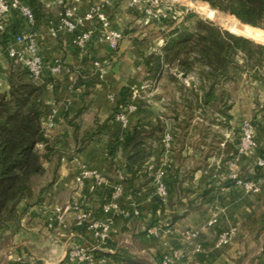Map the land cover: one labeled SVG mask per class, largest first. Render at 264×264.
I'll return each instance as SVG.
<instances>
[{"label":"crops","instance_id":"1","mask_svg":"<svg viewBox=\"0 0 264 264\" xmlns=\"http://www.w3.org/2000/svg\"><path fill=\"white\" fill-rule=\"evenodd\" d=\"M23 1L35 9L36 23L29 27L16 16H10L6 21V37L0 43L3 90L8 89L4 72L9 60L7 45L16 34L31 33L45 73H49L57 61L70 69L68 73L50 75L46 79L48 95L44 99L46 111L42 124L50 146L57 152L70 153L82 140L90 141H85L86 146L70 159L62 157L57 162V156L54 155L44 163L46 172L41 182L50 184L45 193L46 198L29 206L19 204L21 226L18 230L0 227V264H58L69 243L85 245L90 240L86 228L76 223V212L68 209L74 193L77 166H87L102 172L109 146H114V155L121 158L118 142L126 130L134 125L153 129L156 118L165 110L161 100H147V105L128 112L127 128L122 126L115 114L121 89L130 85L132 78L142 82V87L135 91H143L142 65L161 44L159 40L155 43L142 39L139 35L143 32L144 24L140 22L139 16L132 17L129 13L131 10L120 3L108 11L111 26L123 33L117 50L112 51L98 37L97 27L92 40L82 49L71 43L74 33L57 37L50 34V23L56 20L62 9L57 0ZM86 7L87 0H82L81 10ZM161 40L160 37V43ZM86 55L100 60L102 65H106V71L102 73L100 83L84 99L83 88L76 86V81L82 68V58ZM263 99L264 91L259 89H237L231 108L227 111L230 115L228 119L214 112L207 121L196 116L187 135L176 128L177 138L174 140L185 141H175L173 150L168 154L169 168L165 182L169 203L160 209L157 200L150 197L153 192L152 181L138 186V215L132 218L115 217L110 231L111 239L102 252H109V248L112 252L117 251L140 260L148 256L155 263L150 251L161 255L164 246L161 238L146 234L145 228L153 221L152 224L166 226L164 228L168 232L165 241L168 247L181 252V264H197L200 261L206 264H264V178L261 179L260 192L246 193L234 183L226 184L228 169L225 165V161L235 151L239 140V122L244 118L253 123L258 153L264 151ZM84 105L85 108L78 113ZM71 123L76 125L75 130ZM104 123L103 130H98L93 137L88 138L92 131ZM199 125L202 126L201 130L198 129ZM170 127L167 124V129ZM163 157L162 153L159 163ZM154 163V158H149L142 170L153 167ZM253 164V158L241 157L236 171L242 177L249 176ZM122 184L126 192H133L124 175ZM91 191L87 193L91 194ZM123 201L121 198L120 202ZM55 208H60L57 217L62 223L55 220L54 227L48 230L45 227L46 216ZM94 214L103 217L100 207ZM174 215L179 217L172 221ZM212 219L215 221L209 225ZM229 225L237 227L236 235L225 246L216 247L217 233ZM187 229L199 230L198 239L186 236L184 232ZM196 245H199V250H196Z\"/></svg>","mask_w":264,"mask_h":264},{"label":"trees","instance_id":"2","mask_svg":"<svg viewBox=\"0 0 264 264\" xmlns=\"http://www.w3.org/2000/svg\"><path fill=\"white\" fill-rule=\"evenodd\" d=\"M221 11L231 13L230 16L244 24L264 29V0H201ZM34 11L35 9L32 8ZM218 13V11L216 10ZM219 14V13H218ZM162 30L159 53H152L145 60L147 78H160L165 75L174 84L168 95L160 93V100L165 110L156 118V126L148 128L134 125L126 130L119 140L118 148L121 158L114 155L115 147H108V157L104 170L101 172L104 181L92 191L98 197L107 200L113 190L115 178L119 173L126 177L133 192L137 187L146 185L154 178L164 151L163 136L166 130L171 135L170 151L176 139V128L188 134L197 111L211 110L219 113L224 119L230 115L227 111L232 102L228 99L225 85L234 82L243 73L252 71L253 78L258 77V66L264 57V46L241 35L221 29L209 21L197 18L194 14L186 15L183 20L167 24ZM234 25L245 26L235 23ZM264 32V30H262ZM96 58L86 55L82 58V68L79 70L76 86L82 87V98L85 99L90 90L101 81V72L95 66ZM175 68V72H170ZM7 90L0 91V227L16 231L21 226V213L18 206H27L45 200L49 183L41 182L46 172L44 163L57 156V162L62 157L72 158L85 146L82 140L70 153H60L54 150L45 135L42 117L46 111L44 99L48 95L47 81L34 80L28 69L15 58L7 60L4 68ZM196 74L198 84L191 81L186 87L181 76ZM178 90V92H177ZM133 87L126 85L121 89L120 98L116 104L115 114L120 107L135 105L143 107L147 100L141 98L139 92L133 96ZM85 105L79 110L80 113ZM167 121L171 129H167ZM74 130L77 128L71 123ZM105 123L88 135L93 137L98 130H103ZM42 144V149L39 145ZM236 153L233 152L232 156ZM264 156V151L262 152ZM154 158L151 168L142 167L149 159ZM264 176V169L253 166L252 172L244 179H257ZM139 181L137 184L136 182ZM228 179L226 184H233ZM160 209L167 205L158 202ZM179 216L174 215L172 221ZM110 258L109 264H158L130 258L117 251L102 252ZM9 264H17L11 262ZM197 264H206L198 262Z\"/></svg>","mask_w":264,"mask_h":264},{"label":"built area","instance_id":"3","mask_svg":"<svg viewBox=\"0 0 264 264\" xmlns=\"http://www.w3.org/2000/svg\"><path fill=\"white\" fill-rule=\"evenodd\" d=\"M61 4V11L56 20H53L49 26L51 35L57 37L64 33H74L71 43L85 48L88 42L92 40L95 27L98 28V37L103 39L107 46L116 51L123 38L121 30L111 26V19L108 15L109 10H113L116 5L123 3L128 9H135L139 12V20L142 24H171L179 19L182 11L176 10L173 0H87V7L81 10L82 0H57ZM10 16H16L27 26H34L36 15L32 7L23 0H0V43L6 37V21ZM89 26V27H88ZM78 31L77 33H75ZM161 42H163L161 40ZM7 57L15 58L26 67L34 80L45 81L48 76L59 73H68L70 69L61 62H55L50 68L49 73H45L41 56L38 53L36 41L31 33H18L13 37L12 42L7 45ZM95 66L99 68L101 74L106 71L100 60L96 59ZM1 73V71H0ZM187 82V80H185ZM3 80L0 75V91L3 90ZM135 105L120 107L116 119L121 122L124 128L128 127V112L135 109ZM49 119V118H48ZM51 122H48V126ZM171 135L165 132L163 136L164 157L159 163L154 178L152 180L153 191L158 202L165 203L168 199V188L165 182L167 169L169 168L168 154L170 153ZM40 147L42 144L39 145ZM241 157H250L254 160V166L264 169V156L258 153V144L254 135V126L250 119H242L239 122V140L236 146V153L227 161L228 172L226 178L233 180L234 185L242 191L260 192L261 179H244L236 171V165ZM123 175L119 173L118 181L114 184L110 197L103 200L100 209L103 217H96L94 211L90 208L77 209L85 201L86 193L99 186L104 178L101 172L95 168L80 166L74 176L75 188L71 204L68 209H75V221L84 226L89 232L90 240L85 245L70 243L67 245L65 254L58 264H109L110 258L105 255H98L102 249H106L111 239L110 231L114 224L115 217L118 215L124 218H132L138 215L136 209V196L133 192H126L122 184ZM124 198L126 204L123 207L120 199ZM60 208H55L49 213L46 220V226L52 228L55 220L62 223L57 214ZM215 219L208 222L211 225ZM168 230L159 223L153 224L146 229L148 236L161 238L163 241V250L158 264H181L182 254L178 249L168 247L165 241ZM185 235L197 240L200 234L199 230L187 229ZM237 233L235 225H229L217 233L215 246H225ZM196 245V250H199ZM112 252V249H109ZM28 264H36L29 262Z\"/></svg>","mask_w":264,"mask_h":264},{"label":"rangeland","instance_id":"4","mask_svg":"<svg viewBox=\"0 0 264 264\" xmlns=\"http://www.w3.org/2000/svg\"><path fill=\"white\" fill-rule=\"evenodd\" d=\"M169 1V0H168ZM174 5L176 7V10L178 11H182V14L179 16V21L183 20V18L188 15V14H194L197 18H200L202 20L205 21H209L211 23H213L216 26H219L221 29H225L228 30L234 34L237 35H241L243 37H246L250 40H252L253 42H256L258 44H261L264 46V32L262 30V28L260 27H252L249 26V24H244L242 22H240L239 20L232 18L230 16L231 13L228 12H224L221 11L217 8H214L212 6H210V4L206 1H201V0H173ZM216 10L218 11V13L216 12ZM129 13L132 15V17H138L139 16V12L135 9H131V11H129ZM235 23L237 24H242L245 26H238V25H234ZM143 32L141 33V35H139L142 39H146L148 41H152L157 43L159 40V44H163V42L160 43V37L162 34V30L165 29L166 27H169L171 25L166 26L163 23H160V26H158L157 24H148V25H143ZM162 39V38H161ZM160 45L156 47V49L151 52L152 53H159L160 52ZM149 56V55H148ZM106 67V65H105ZM256 70L258 71V77L257 78H253V73L252 71L250 73H243L242 75H240V77H238L236 79V81L234 82H229L225 85L226 91L228 93L229 96V100L232 102L233 100V96H234V92L237 89H245L246 91H256L257 89L264 91V57L261 61V63L256 66ZM176 69L172 68L170 72H175ZM142 72H143V76L141 77L143 83H144V88L142 89L143 91L140 93L141 98L144 100H158L160 102V93H164L166 95H168L167 93H169V90L171 88H174V84L167 80L166 76L163 75L160 78V74L155 78H147L149 75L146 72V67H145V63L144 66L142 65ZM182 78V82L184 83V85L186 87H190L191 86V81H194L195 84H198V78L196 76V74L194 73H189L188 76H181ZM140 79V80H141ZM187 80V82L185 81ZM136 90V87L133 86V91ZM178 92V90H177ZM138 93L135 91L133 93V96L137 95ZM264 102V99H263ZM148 104V101L146 102V105ZM213 111L211 110H207L206 112L203 111H197L196 115L199 118H202L203 121H207L206 119L209 120V118H211L213 116ZM117 114V113H116ZM160 115V114H159ZM167 124H170L169 121H167ZM204 124V123H203ZM202 126L199 125L198 129L201 130ZM167 132V130H166ZM169 133V132H168ZM40 149H42V146L40 147ZM78 168L80 166H77ZM119 176V174H118ZM118 176L115 178L114 184L118 181ZM41 180H44V177L41 178ZM113 184V186H114ZM93 191V190H92ZM91 191V192H92ZM134 195L136 196V198L134 199L135 202H137L138 200V193H134ZM150 197L152 199H155V193L154 191L151 192ZM124 199V198H123ZM105 200L103 198V196H97L96 194H89L86 193V198L85 201L83 203H81L79 206H77V209H81V208H90L91 210L95 211L96 209H98L102 203V201ZM168 200V199H167ZM126 204V200L124 199L122 206L124 207ZM73 211H75V209H72ZM49 215V214H48ZM46 216V220L49 216ZM121 216V215H120ZM153 221L150 223L149 226H147L145 228L148 229L149 227H151L153 224ZM46 224V222H45ZM160 224V223H159ZM55 222L53 223L52 228L54 227ZM163 228L166 226L161 225ZM45 227L48 230H51L52 228H48L46 225ZM70 244V243H69ZM150 254L155 257L156 259V253L155 252H151ZM147 256V255H146ZM142 261L145 262H152L154 263V261H151L150 258L147 256V258L144 257V259H141Z\"/></svg>","mask_w":264,"mask_h":264},{"label":"water","instance_id":"5","mask_svg":"<svg viewBox=\"0 0 264 264\" xmlns=\"http://www.w3.org/2000/svg\"><path fill=\"white\" fill-rule=\"evenodd\" d=\"M129 84L131 86H135L137 89H140L142 87V82H140L136 79H133V78L129 81Z\"/></svg>","mask_w":264,"mask_h":264}]
</instances>
